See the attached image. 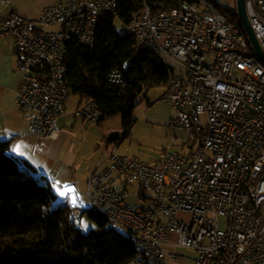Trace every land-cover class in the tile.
<instances>
[{"label": "built area", "instance_id": "obj_1", "mask_svg": "<svg viewBox=\"0 0 264 264\" xmlns=\"http://www.w3.org/2000/svg\"><path fill=\"white\" fill-rule=\"evenodd\" d=\"M118 2L66 0L31 21L1 0L0 34L12 40L22 76L15 104L37 140H56L68 114V44L94 45L100 20H119ZM173 2L144 0L122 23L136 29L148 53L168 55L172 83L160 101L175 111L170 127L187 133L186 149H166L154 165L111 151L88 179L85 208L105 211L109 227L139 238L132 263L153 257V264H172L184 258L176 250L187 249L196 253L194 264H264V62L249 58L252 46L240 43L219 7ZM246 7L264 51V0H246ZM109 81L123 84L124 77L116 70ZM74 115L85 125L102 119L93 99ZM134 185L147 197H139L143 206L129 205Z\"/></svg>", "mask_w": 264, "mask_h": 264}, {"label": "trees", "instance_id": "obj_2", "mask_svg": "<svg viewBox=\"0 0 264 264\" xmlns=\"http://www.w3.org/2000/svg\"><path fill=\"white\" fill-rule=\"evenodd\" d=\"M144 0H119L117 14L127 22ZM168 6L173 0H147ZM228 13L245 33L237 4ZM112 16L103 17L95 43L72 39L65 64L71 95L81 104L95 100L102 120L120 115L126 132L135 122L134 109L143 92L165 87L167 73L151 53H135L134 41L121 35ZM249 46L250 43L248 42ZM128 64V65H127ZM127 65V66H126ZM120 71L123 84L109 81ZM10 141L0 140V264H131L138 253L131 239L109 227L107 220L86 208L63 207L51 183L35 168L10 152ZM147 200L144 192L139 194ZM80 211L95 223L84 234L73 216Z\"/></svg>", "mask_w": 264, "mask_h": 264}, {"label": "crops", "instance_id": "obj_3", "mask_svg": "<svg viewBox=\"0 0 264 264\" xmlns=\"http://www.w3.org/2000/svg\"><path fill=\"white\" fill-rule=\"evenodd\" d=\"M34 2L36 0H12L10 10L27 20L33 21L41 17L47 6L64 3L66 0H60L57 3H51L40 8H37L35 4L32 6L31 3ZM18 6L24 9L25 14L17 11ZM16 65L17 58L12 40L3 38L0 34V140L10 141L11 154L32 165L38 175L44 176L51 183V186L54 181H59L61 186H73L78 197L76 208H85L82 198L86 195L88 179L93 172L101 170L106 165L108 156V154H104L107 149L103 151L97 144L101 139L98 129L101 121L88 126L78 119L73 112L71 115L68 113L69 115L63 117V120L69 116L71 118L65 120L64 126L61 128L62 132L56 140H37L25 121L22 111L15 104V96L22 84V76L17 73ZM86 103L87 101L81 104L79 101L76 104L75 111ZM101 140L104 146L107 137L103 136ZM184 143L185 141L180 143L178 139H175L173 145L183 146ZM17 145L25 146L23 151L26 153L27 158L18 157L12 151ZM100 149L103 152H98L101 151ZM52 189L57 194L53 187ZM59 198L64 200V198ZM182 255H184V258L178 260H184L185 263L190 257L184 253ZM172 264L177 263L172 261ZM178 264L183 263L179 262Z\"/></svg>", "mask_w": 264, "mask_h": 264}, {"label": "rangeland", "instance_id": "obj_4", "mask_svg": "<svg viewBox=\"0 0 264 264\" xmlns=\"http://www.w3.org/2000/svg\"><path fill=\"white\" fill-rule=\"evenodd\" d=\"M59 1L60 0H36V2L31 3V5L33 6L35 4L37 8H40ZM235 3L236 0L221 1V4L228 7V10L233 9ZM17 11L25 14L24 9L20 6H18ZM114 26L117 32L122 35L124 30L123 23L120 20L115 19ZM42 28L45 31L55 30L44 26ZM164 92V87L154 88L148 93L143 92L133 112L135 122L132 124L128 132H126V129L122 124L120 115L108 117L100 122L101 125L98 127L100 138L102 139L103 136H106L107 142H105L103 146L102 140L100 139V142L97 144L103 151L107 149L108 153L104 152V154H109L111 150L116 149L119 154L129 157H138L141 160L154 165L159 161L162 151L169 149L172 152H182L186 149L183 146L173 145L175 139H178L181 143V141H186L188 139V135L184 131L175 130L170 127V121L174 117L175 111L167 103L160 101ZM78 102L79 98L71 95L70 101L67 105L69 109L68 113H70V115L72 112H75L76 104ZM70 118L71 116L64 118L63 120L62 117V120L60 119L58 122L59 127L62 128L65 120ZM102 150L98 152H103ZM141 192L142 191L138 185L129 187L130 206L137 207L144 205V201L139 198ZM82 201L85 207L88 206L86 195L82 198ZM73 218L84 234H88L95 228V223L92 222L86 214H82L80 211L75 212ZM186 220H188V217H186ZM85 225H87V227H85ZM178 250L181 251L179 253H184L191 259L188 258L185 263L184 260L174 262L177 264L179 262H182L183 264H194V261H192V259H195L196 257L194 251L187 249Z\"/></svg>", "mask_w": 264, "mask_h": 264}, {"label": "bare ground", "instance_id": "obj_5", "mask_svg": "<svg viewBox=\"0 0 264 264\" xmlns=\"http://www.w3.org/2000/svg\"><path fill=\"white\" fill-rule=\"evenodd\" d=\"M209 4L213 7H219V10L224 11V15L226 18L231 22V25L234 29H238V38H240V43H244V45H249L248 37L246 33H243L241 29L237 27L235 22L232 20V17L228 13V7L223 6L221 4V0H207ZM13 14H18L13 11ZM123 35L126 37H129L134 41V44H136V50L137 52H148V44L144 43H138L139 42V34L136 33V29L132 28H125L123 30ZM250 43V42H249ZM251 45V44H250ZM153 56H155L164 66L166 73H167V82L166 83H172V72H169L170 70V63H168V55H157L151 53ZM249 58L253 59L254 62H262L255 54V51H249ZM63 207H72L71 203L68 202V200L64 199V201L60 204ZM94 212L98 213L102 217H104L108 222V214L105 211L102 210H94ZM114 229L124 233L127 235L131 241L133 242L135 249L137 253H139V238L132 235L131 232H125L124 227H113ZM143 264H153V257H143Z\"/></svg>", "mask_w": 264, "mask_h": 264}, {"label": "water", "instance_id": "obj_6", "mask_svg": "<svg viewBox=\"0 0 264 264\" xmlns=\"http://www.w3.org/2000/svg\"><path fill=\"white\" fill-rule=\"evenodd\" d=\"M237 3V9H238V16L240 19V23L242 24L244 31L248 37V40L253 48V50L255 51L256 56L262 61L264 62V51L261 48L254 30L252 29L249 17H248V13H247V7H246V0H236ZM128 65V64H127ZM126 65V66H127Z\"/></svg>", "mask_w": 264, "mask_h": 264}, {"label": "snow or ice", "instance_id": "obj_7", "mask_svg": "<svg viewBox=\"0 0 264 264\" xmlns=\"http://www.w3.org/2000/svg\"><path fill=\"white\" fill-rule=\"evenodd\" d=\"M25 146L23 145H17L15 148L12 149V151L21 158H27L26 153L23 151ZM52 187L54 188L57 195L61 198H64L66 200H69L73 206L77 205V197L75 194V189L72 188L69 185H63L61 186L59 184V181H54L52 184ZM87 227V225H85Z\"/></svg>", "mask_w": 264, "mask_h": 264}]
</instances>
